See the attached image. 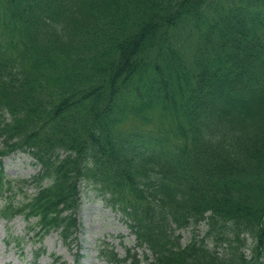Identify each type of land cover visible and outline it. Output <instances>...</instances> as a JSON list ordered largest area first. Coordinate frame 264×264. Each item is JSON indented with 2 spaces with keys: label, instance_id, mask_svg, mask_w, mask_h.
Masks as SVG:
<instances>
[{
  "label": "trees",
  "instance_id": "obj_1",
  "mask_svg": "<svg viewBox=\"0 0 264 264\" xmlns=\"http://www.w3.org/2000/svg\"><path fill=\"white\" fill-rule=\"evenodd\" d=\"M83 183L152 254L108 262L264 263V0H0V216L70 244Z\"/></svg>",
  "mask_w": 264,
  "mask_h": 264
},
{
  "label": "rangeland",
  "instance_id": "obj_2",
  "mask_svg": "<svg viewBox=\"0 0 264 264\" xmlns=\"http://www.w3.org/2000/svg\"><path fill=\"white\" fill-rule=\"evenodd\" d=\"M33 159L29 153L18 151L5 156L2 160L10 179L31 180L40 169ZM35 191V186L31 185L27 193L33 194ZM20 197L17 195L16 199ZM77 216L80 223L77 233L79 246L75 242L72 248L64 243L57 231L50 232L41 242H37L31 237V233L26 234L25 221L21 216L9 222L0 218V264H48L53 261V254L61 256L68 264H76L74 253L78 247L83 255L80 264H113L101 254L105 243L109 242L110 247L114 246L122 256L126 254L128 247L136 243V237L123 214L112 208L92 185L86 183L82 185L81 204ZM207 229L208 225L204 222L196 227L191 225L183 228L180 230L183 243H187L195 236L201 237ZM18 234H26V240L21 246L7 239L9 235L12 239V236ZM36 249L40 251L37 260L33 256ZM146 251L149 252L146 248H140L139 254L143 256Z\"/></svg>",
  "mask_w": 264,
  "mask_h": 264
}]
</instances>
